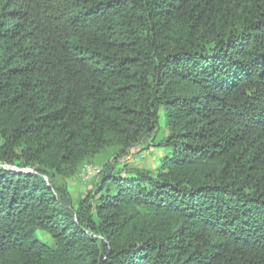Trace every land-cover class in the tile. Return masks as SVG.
<instances>
[{
  "label": "trees",
  "instance_id": "obj_1",
  "mask_svg": "<svg viewBox=\"0 0 264 264\" xmlns=\"http://www.w3.org/2000/svg\"><path fill=\"white\" fill-rule=\"evenodd\" d=\"M0 264H264V0H0Z\"/></svg>",
  "mask_w": 264,
  "mask_h": 264
},
{
  "label": "rangeland",
  "instance_id": "obj_2",
  "mask_svg": "<svg viewBox=\"0 0 264 264\" xmlns=\"http://www.w3.org/2000/svg\"><path fill=\"white\" fill-rule=\"evenodd\" d=\"M167 135L165 112L162 110L159 115V127L156 143H159ZM170 152V148L166 147H151L145 149V145L134 148L128 155L121 157L118 160V165H126L132 168H139L143 170L153 171L160 164L164 155ZM110 160L107 154L99 155L95 158L93 164L90 165L92 171H100L103 166ZM85 168L83 172H85ZM95 178L83 179V177H73L66 181L69 191L74 199V206H78L79 199L91 191L95 185Z\"/></svg>",
  "mask_w": 264,
  "mask_h": 264
},
{
  "label": "built area",
  "instance_id": "obj_3",
  "mask_svg": "<svg viewBox=\"0 0 264 264\" xmlns=\"http://www.w3.org/2000/svg\"><path fill=\"white\" fill-rule=\"evenodd\" d=\"M100 171L95 172V171H92V169H88L87 172L81 173L80 177H83V179H90L92 176L96 177Z\"/></svg>",
  "mask_w": 264,
  "mask_h": 264
},
{
  "label": "bare ground",
  "instance_id": "obj_4",
  "mask_svg": "<svg viewBox=\"0 0 264 264\" xmlns=\"http://www.w3.org/2000/svg\"><path fill=\"white\" fill-rule=\"evenodd\" d=\"M88 169H90V168H87V169L85 170V172H87Z\"/></svg>",
  "mask_w": 264,
  "mask_h": 264
}]
</instances>
